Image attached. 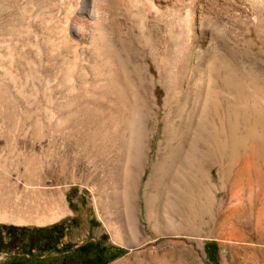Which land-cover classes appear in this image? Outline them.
Masks as SVG:
<instances>
[{"label":"rangeland","instance_id":"rangeland-1","mask_svg":"<svg viewBox=\"0 0 264 264\" xmlns=\"http://www.w3.org/2000/svg\"><path fill=\"white\" fill-rule=\"evenodd\" d=\"M0 207L62 209L0 264H264V0H0Z\"/></svg>","mask_w":264,"mask_h":264},{"label":"bare ground","instance_id":"bare-ground-1","mask_svg":"<svg viewBox=\"0 0 264 264\" xmlns=\"http://www.w3.org/2000/svg\"><path fill=\"white\" fill-rule=\"evenodd\" d=\"M82 11L80 10V12H82ZM84 11H83V13H84ZM95 29L96 30H95V32H94V34L92 36V39H91V45H90L91 46V51H89V52H91V55L93 56V59L94 58H98V59L101 60V62H104L106 59H108L107 52H108L109 46H108L106 37H105L104 33L101 31V29L99 27H96ZM72 32H73V35L74 36H77L79 34V32L78 31H75V30H72ZM207 80H208L209 85H208V89H206L207 91H206V96H205V100H204L205 102L203 104L201 103V105H200V109L201 110H203L204 107L207 105L206 103L208 102L209 99H212L214 103L216 102L215 99H216V96H217V92L211 86L212 83L214 82L213 76L210 75ZM257 100L260 101L262 99H257ZM262 103H260V104H262ZM210 105H212V103ZM202 112H205V111L203 110ZM132 116L134 117V114L131 115V118H132ZM132 119H134V118H132ZM135 159H136V157L133 156V155H131L129 153V155H128V162H135ZM155 209H156V207H155ZM61 210L60 209H57V210L52 209V210H50V212H48V213L45 214L46 217L40 216V214H35L34 213L35 211H31V213L33 212L31 215H34L35 214L32 217H38L39 216L38 218L31 219V218H28L25 215L26 213L23 210L22 211L24 213L21 210H20L21 212H18V208L16 210L17 212H15V213L14 212L13 213H9L7 210L2 209V207H0V219L1 220H13V221L19 222V223H27V222H30V221H35V222H38V223H44L45 221L49 222V221H53V220L57 219L60 215H62ZM147 210L149 212V215L155 216L158 219V217H157V215H156V213H155V211L153 209L152 199L151 198L147 199ZM133 212H134L133 211V207H130V217H131V219H133V215H132ZM157 219H155L156 222H157L156 223V226L159 225V222H158L159 220L157 221ZM128 231H129V235L124 232V229L121 226L120 227H116L115 228V232H114V237L120 243L125 244V245H127L129 247H132L134 245V239H135V236H136V233H137V231H136V224L134 223L133 220L131 222H129ZM128 236H130V237H128Z\"/></svg>","mask_w":264,"mask_h":264},{"label":"trees","instance_id":"trees-1","mask_svg":"<svg viewBox=\"0 0 264 264\" xmlns=\"http://www.w3.org/2000/svg\"><path fill=\"white\" fill-rule=\"evenodd\" d=\"M32 231L30 228H26V227H22L20 229L14 228V227H9L8 231H7V236L9 238V240L7 241L5 239V236L2 234V232H0V251L5 249L8 244H17L19 239H20V234H18V232H22V233H27Z\"/></svg>","mask_w":264,"mask_h":264}]
</instances>
